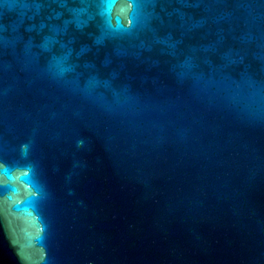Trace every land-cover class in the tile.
Returning <instances> with one entry per match:
<instances>
[{"label":"water","instance_id":"obj_1","mask_svg":"<svg viewBox=\"0 0 264 264\" xmlns=\"http://www.w3.org/2000/svg\"><path fill=\"white\" fill-rule=\"evenodd\" d=\"M0 250L264 264V0H0Z\"/></svg>","mask_w":264,"mask_h":264}]
</instances>
